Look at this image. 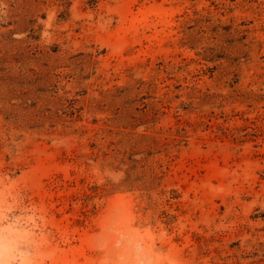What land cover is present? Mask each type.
Wrapping results in <instances>:
<instances>
[{
  "label": "rangeland",
  "instance_id": "rangeland-1",
  "mask_svg": "<svg viewBox=\"0 0 264 264\" xmlns=\"http://www.w3.org/2000/svg\"><path fill=\"white\" fill-rule=\"evenodd\" d=\"M0 264H264V0H0Z\"/></svg>",
  "mask_w": 264,
  "mask_h": 264
}]
</instances>
